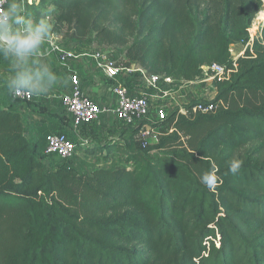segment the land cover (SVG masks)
Listing matches in <instances>:
<instances>
[{"label": "trees", "instance_id": "trees-1", "mask_svg": "<svg viewBox=\"0 0 264 264\" xmlns=\"http://www.w3.org/2000/svg\"><path fill=\"white\" fill-rule=\"evenodd\" d=\"M34 1L26 17L47 19L49 40L64 49H121L123 66L176 86L204 79L203 67L233 69L231 47L249 42L263 11L262 0ZM261 35L230 79L214 82L213 112L192 113L199 102L170 112L156 144L141 137L145 124L123 123L115 140L86 151L118 155L122 166L91 173L48 163L43 135L64 134L71 116L7 98L0 70V264H264ZM233 159L243 160L235 176L226 174ZM213 171L209 187L202 176Z\"/></svg>", "mask_w": 264, "mask_h": 264}, {"label": "built area", "instance_id": "built-area-1", "mask_svg": "<svg viewBox=\"0 0 264 264\" xmlns=\"http://www.w3.org/2000/svg\"><path fill=\"white\" fill-rule=\"evenodd\" d=\"M8 2L9 0H0V11L6 8ZM258 30V27L252 25L248 30L250 35L249 42L240 46L231 47L230 53L233 59V69H226L219 65L203 67L204 79L202 80L211 79L219 82L229 80L231 74L237 70L238 59L243 57L248 50L252 52L254 42L261 39V35L260 37L257 36ZM79 51L64 49L54 40H50L48 45L38 53L41 57L55 56L60 64L70 71L68 75L69 90L66 93H62L56 99L61 100L67 113L72 118L74 127L77 129L99 121L103 115L114 117L129 126L141 123L149 115L151 105L147 96H132L130 94L125 79L127 77L130 78L134 73H140L144 77L148 89L159 90L161 84L173 85V81L170 78L163 79L160 76L148 75L142 69L121 65L109 52L97 51L88 53ZM81 60H85L89 66L93 65L95 69L113 82L111 93L116 99V105L114 107H103L84 93L81 75L75 70V63ZM202 80H196L188 84L194 85ZM14 97L24 102H30L33 100L34 95H14ZM217 107L218 105H215L213 102L208 104L199 102L191 110L194 114H208L213 112ZM151 132V128L145 125L142 129L141 137L147 140ZM76 151V143L65 134L53 133L49 134L46 138V153L48 155L67 160Z\"/></svg>", "mask_w": 264, "mask_h": 264}, {"label": "rangeland", "instance_id": "rangeland-1", "mask_svg": "<svg viewBox=\"0 0 264 264\" xmlns=\"http://www.w3.org/2000/svg\"><path fill=\"white\" fill-rule=\"evenodd\" d=\"M23 0L17 1V5L21 3ZM34 1V0H33ZM263 2V11L257 16L254 21L253 26L259 28L257 32V36L260 37L259 32L264 27V0ZM47 11V10H46ZM17 13L21 14L25 17L26 22L28 17H26L27 12H23L21 8L17 9ZM30 20V19H28ZM32 22L34 20H31ZM35 22V21H34ZM262 37V35H261ZM49 39L47 40L44 47H46L49 43ZM43 47V48H44ZM97 51L105 52L104 48H100L96 43L91 42L87 47L80 50L79 52H88L93 53ZM112 53V56L116 61H118L121 65L124 61L123 59V50L116 49ZM51 60L45 57L36 56L34 61L28 65L33 70H35L40 65H45L51 69ZM86 67H89L88 63L85 60L77 61L75 63V70L79 73L82 69L86 70ZM7 68L8 72L6 74H2L8 82L13 73L12 70L15 71L16 65L14 61H11L10 58H0V70ZM66 69V68H65ZM93 69V68H92ZM66 76L70 74V71L66 69ZM89 74H85V78H87ZM214 80L206 79L202 80L194 85H168L161 84L159 90L156 89H148L146 80L142 75L137 73L133 74V78L131 80L130 93L133 96H147L150 101V113L149 115L142 120V124L150 127L152 132L151 135L147 138V141L150 143L151 141H156L159 136V129L155 128L156 125L165 118L170 112L179 111L182 114H186V108L191 104L198 103L201 101L211 103L214 102L217 96V88L214 84ZM7 98L10 96L14 97V95L7 90L6 92ZM38 98L34 95L33 101H37ZM44 100V99H41ZM50 101V100H47ZM56 101V100H54ZM46 102V100H44ZM54 109H59V111H64V106L61 100L55 102V106L49 105ZM125 127L122 121L113 118L107 117L103 115L99 121L89 125L88 127L83 128H75L73 125L70 126L68 131H64V134L69 137L74 143L78 145V150L76 153L67 160H62L56 156L48 155L46 153V143L45 137L46 133L43 135L42 143H41V151L44 156L48 158V163H51L54 167L61 166L63 163L67 162L69 165L74 168L79 173H91L97 169H105L112 168L116 166H122L121 158L118 155H113L110 158H107L105 153L98 154L95 156L87 155L86 151L94 148H101L108 144L109 142L115 140L120 134L121 129ZM52 132V129L49 128Z\"/></svg>", "mask_w": 264, "mask_h": 264}, {"label": "clouds", "instance_id": "clouds-1", "mask_svg": "<svg viewBox=\"0 0 264 264\" xmlns=\"http://www.w3.org/2000/svg\"><path fill=\"white\" fill-rule=\"evenodd\" d=\"M16 0H9L6 8L0 11V58H10L16 68L7 82L13 95H45L51 90L57 76L45 65L33 70L30 65L51 37L52 25L47 19L26 22L16 11ZM243 160L233 159L228 163L227 173L235 176L241 169ZM215 173L206 172L202 183L213 187Z\"/></svg>", "mask_w": 264, "mask_h": 264}, {"label": "crops", "instance_id": "crops-1", "mask_svg": "<svg viewBox=\"0 0 264 264\" xmlns=\"http://www.w3.org/2000/svg\"><path fill=\"white\" fill-rule=\"evenodd\" d=\"M35 1L33 0H23L21 3L17 5L16 0V11L17 9L21 8L23 12H27L28 8L33 5ZM28 17V16H27ZM30 19V18H28ZM27 22H32L31 19ZM34 23V21H33ZM39 56V55H37ZM40 57V56H39ZM45 57V56H42ZM58 66V65H57ZM57 76V80L52 84L51 90L45 94V95H35L37 99V103L41 105H52L55 106V102L57 101V97L60 96L62 93H66L69 90V78L66 76V73H62L59 69V71L54 72ZM89 76L87 78H83L82 80V88L84 90V93L94 100L96 103L103 107L112 108L116 105V99L111 93V87L113 82L110 81L108 78H106L103 74H101L97 69H90L87 73ZM185 85H191V84H185ZM11 92V91H10ZM44 99L46 102H44ZM50 100V101H47ZM56 100V101H54ZM59 100V99H58ZM51 108V107H50ZM25 117H29L30 115L27 113H24ZM107 117H111L109 115H105ZM36 117V116H35ZM114 118V117H113ZM29 133H27V136ZM157 140L151 141L150 144H156Z\"/></svg>", "mask_w": 264, "mask_h": 264}]
</instances>
